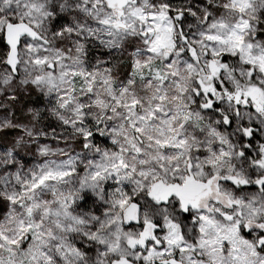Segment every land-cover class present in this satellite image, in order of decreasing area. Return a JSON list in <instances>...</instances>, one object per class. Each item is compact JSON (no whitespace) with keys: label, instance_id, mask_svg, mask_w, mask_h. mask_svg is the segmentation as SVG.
Returning a JSON list of instances; mask_svg holds the SVG:
<instances>
[{"label":"snow or ice","instance_id":"6c2138e0","mask_svg":"<svg viewBox=\"0 0 264 264\" xmlns=\"http://www.w3.org/2000/svg\"><path fill=\"white\" fill-rule=\"evenodd\" d=\"M0 98V264H264V0H0Z\"/></svg>","mask_w":264,"mask_h":264},{"label":"rangeland","instance_id":"374dc122","mask_svg":"<svg viewBox=\"0 0 264 264\" xmlns=\"http://www.w3.org/2000/svg\"><path fill=\"white\" fill-rule=\"evenodd\" d=\"M3 99V98H0ZM6 103H11L9 101H5ZM42 103L40 99H38L37 94L33 93L31 95H21L20 102L15 106L14 111L16 113V116L20 120L26 119V110L29 107L36 106ZM14 139V134L12 133H0V143H6L10 142ZM22 157L25 160L31 161L33 158L34 153H21Z\"/></svg>","mask_w":264,"mask_h":264}]
</instances>
